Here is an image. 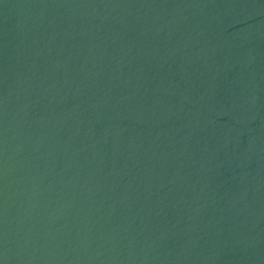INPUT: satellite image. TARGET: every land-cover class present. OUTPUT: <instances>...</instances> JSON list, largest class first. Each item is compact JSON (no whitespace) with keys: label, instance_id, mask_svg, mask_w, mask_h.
I'll return each instance as SVG.
<instances>
[{"label":"water","instance_id":"95a60500","mask_svg":"<svg viewBox=\"0 0 264 264\" xmlns=\"http://www.w3.org/2000/svg\"><path fill=\"white\" fill-rule=\"evenodd\" d=\"M220 0H0V264H111Z\"/></svg>","mask_w":264,"mask_h":264}]
</instances>
